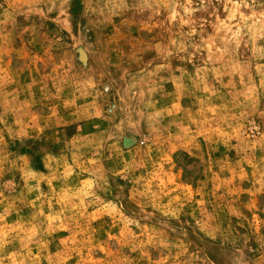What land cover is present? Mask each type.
Masks as SVG:
<instances>
[{
	"label": "rangeland",
	"instance_id": "1",
	"mask_svg": "<svg viewBox=\"0 0 264 264\" xmlns=\"http://www.w3.org/2000/svg\"><path fill=\"white\" fill-rule=\"evenodd\" d=\"M0 264H264V0H0Z\"/></svg>",
	"mask_w": 264,
	"mask_h": 264
}]
</instances>
